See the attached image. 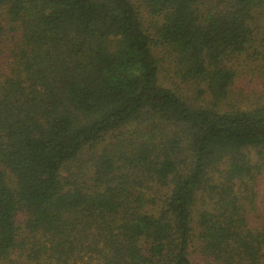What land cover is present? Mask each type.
<instances>
[{"label":"trees","instance_id":"16d2710c","mask_svg":"<svg viewBox=\"0 0 264 264\" xmlns=\"http://www.w3.org/2000/svg\"><path fill=\"white\" fill-rule=\"evenodd\" d=\"M136 1L0 0V264H264V0Z\"/></svg>","mask_w":264,"mask_h":264},{"label":"rangeland","instance_id":"374dc122","mask_svg":"<svg viewBox=\"0 0 264 264\" xmlns=\"http://www.w3.org/2000/svg\"><path fill=\"white\" fill-rule=\"evenodd\" d=\"M135 3L138 2L135 0ZM162 54L163 58L165 57L168 62V64L165 63V67L167 68L165 71L167 83L172 85L173 88L178 89L186 98L197 102L199 105L210 103V98L200 97V95L193 90V86L182 84L178 81V77L174 76L173 68H171L172 64L168 53L163 52ZM250 64L251 62L242 63L234 87L237 98L247 104H249V102L256 103L258 101H264V69H262L259 64L254 66L255 69H249L248 65ZM238 95L241 97H238ZM258 181L256 194L252 195L253 205H249L246 212V217L250 226L254 229H262L264 227V173L259 177ZM203 207L202 203L198 205L199 209ZM193 252H195V264H206V261L202 259L201 253L198 250H194Z\"/></svg>","mask_w":264,"mask_h":264}]
</instances>
